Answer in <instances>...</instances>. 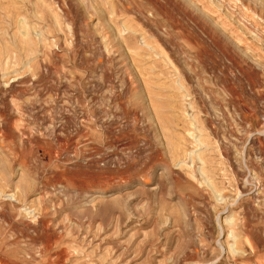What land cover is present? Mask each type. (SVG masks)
I'll return each instance as SVG.
<instances>
[{"label": "rangeland", "instance_id": "1", "mask_svg": "<svg viewBox=\"0 0 264 264\" xmlns=\"http://www.w3.org/2000/svg\"><path fill=\"white\" fill-rule=\"evenodd\" d=\"M0 264H264V0H0Z\"/></svg>", "mask_w": 264, "mask_h": 264}]
</instances>
